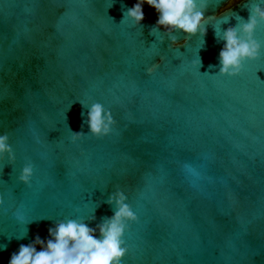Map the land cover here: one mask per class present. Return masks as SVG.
Returning <instances> with one entry per match:
<instances>
[{"label":"water","instance_id":"1","mask_svg":"<svg viewBox=\"0 0 264 264\" xmlns=\"http://www.w3.org/2000/svg\"><path fill=\"white\" fill-rule=\"evenodd\" d=\"M135 3L0 0V134L15 154L0 161V264L57 220L95 227L117 189L137 216L121 264H264V48L239 75H215L213 27L235 18L203 38L174 33L175 46L151 34L147 4L133 26ZM236 3L212 0L205 16L225 6L246 19L249 0ZM255 38L264 44V25ZM79 102L111 111L112 132L73 143L71 131H89Z\"/></svg>","mask_w":264,"mask_h":264},{"label":"clouds","instance_id":"2","mask_svg":"<svg viewBox=\"0 0 264 264\" xmlns=\"http://www.w3.org/2000/svg\"><path fill=\"white\" fill-rule=\"evenodd\" d=\"M212 0H136V3L127 8L124 16L132 21L133 26H138L144 19L143 5L147 4L154 8L158 14L155 25L150 32L163 29V36L167 37L170 44L179 46L184 41H178L174 33H184L185 36L204 37L207 33L206 25L222 16L221 24L228 23L230 18H235V26H229L215 35L218 41H223V47L219 51V71L215 75L234 77L241 73L245 61H253L260 57L264 44L255 38L256 29L264 25V0H249L245 6L248 11L247 18L240 17L219 9L216 16H205ZM242 0H238L240 4ZM124 18V17H123ZM199 65L202 66L199 59ZM210 65L209 68H214ZM152 71L151 68L148 69ZM87 112H81L85 117L81 125L88 127V133L83 130L72 132L71 141L74 143L81 140L85 135L91 134L96 138L109 135L116 121L111 111L104 108L98 102L90 105L87 102H79ZM7 159L9 165L15 162V154L9 143L7 133L0 134V161ZM186 168L190 166L185 165ZM3 169H0L2 172ZM33 176V164L26 163L20 170L17 180L29 185ZM124 191L117 189L112 192L106 201L113 207V215L102 218L95 227H89L85 219L77 217L55 221L53 227L48 228L49 239L42 240L39 235L27 244H21L17 252L10 257L9 264H121L122 258L127 254L128 248L124 240V234L129 224L137 220L132 207L127 202ZM2 203V200H0ZM17 219L20 214L15 213ZM95 220L92 215L88 222ZM98 233V235H97ZM37 246H40L37 251Z\"/></svg>","mask_w":264,"mask_h":264},{"label":"trees","instance_id":"3","mask_svg":"<svg viewBox=\"0 0 264 264\" xmlns=\"http://www.w3.org/2000/svg\"><path fill=\"white\" fill-rule=\"evenodd\" d=\"M238 0H230L231 3H235L237 2Z\"/></svg>","mask_w":264,"mask_h":264}]
</instances>
